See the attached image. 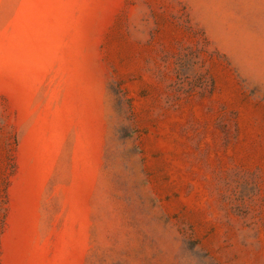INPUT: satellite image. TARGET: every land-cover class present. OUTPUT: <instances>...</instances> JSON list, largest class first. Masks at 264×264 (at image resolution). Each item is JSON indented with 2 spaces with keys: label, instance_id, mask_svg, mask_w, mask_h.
<instances>
[{
  "label": "rangeland",
  "instance_id": "rangeland-1",
  "mask_svg": "<svg viewBox=\"0 0 264 264\" xmlns=\"http://www.w3.org/2000/svg\"><path fill=\"white\" fill-rule=\"evenodd\" d=\"M0 264H264V0H0Z\"/></svg>",
  "mask_w": 264,
  "mask_h": 264
}]
</instances>
